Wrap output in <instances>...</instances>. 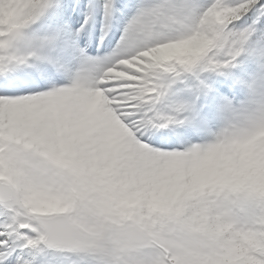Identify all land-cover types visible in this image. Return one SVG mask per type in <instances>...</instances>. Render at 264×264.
Here are the masks:
<instances>
[{
  "label": "snow or ice",
  "instance_id": "obj_1",
  "mask_svg": "<svg viewBox=\"0 0 264 264\" xmlns=\"http://www.w3.org/2000/svg\"><path fill=\"white\" fill-rule=\"evenodd\" d=\"M0 264H264V0H0Z\"/></svg>",
  "mask_w": 264,
  "mask_h": 264
}]
</instances>
